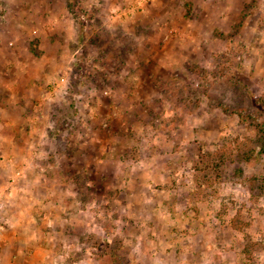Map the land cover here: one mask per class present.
<instances>
[{
  "label": "rangeland",
  "instance_id": "rangeland-1",
  "mask_svg": "<svg viewBox=\"0 0 264 264\" xmlns=\"http://www.w3.org/2000/svg\"><path fill=\"white\" fill-rule=\"evenodd\" d=\"M0 264H264V0H0Z\"/></svg>",
  "mask_w": 264,
  "mask_h": 264
}]
</instances>
